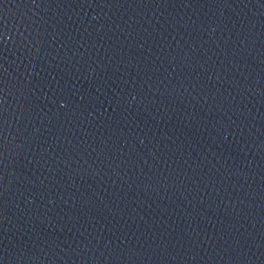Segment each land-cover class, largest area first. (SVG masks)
Masks as SVG:
<instances>
[{
	"label": "water",
	"instance_id": "95a60500",
	"mask_svg": "<svg viewBox=\"0 0 264 264\" xmlns=\"http://www.w3.org/2000/svg\"><path fill=\"white\" fill-rule=\"evenodd\" d=\"M0 264H264V0H0Z\"/></svg>",
	"mask_w": 264,
	"mask_h": 264
},
{
	"label": "snow or ice",
	"instance_id": "6c2138e0",
	"mask_svg": "<svg viewBox=\"0 0 264 264\" xmlns=\"http://www.w3.org/2000/svg\"><path fill=\"white\" fill-rule=\"evenodd\" d=\"M65 106H67V101L61 102V107H65Z\"/></svg>",
	"mask_w": 264,
	"mask_h": 264
}]
</instances>
